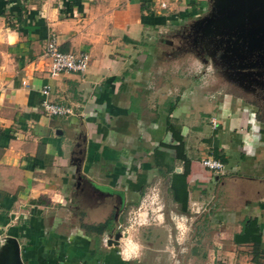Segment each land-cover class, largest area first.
I'll return each mask as SVG.
<instances>
[{"label": "crops", "instance_id": "obj_1", "mask_svg": "<svg viewBox=\"0 0 264 264\" xmlns=\"http://www.w3.org/2000/svg\"><path fill=\"white\" fill-rule=\"evenodd\" d=\"M212 3L0 0V260L14 238L22 264H145L129 220L153 181L172 220L187 218L185 264H264L261 93L232 102L218 98L224 89L202 91L198 129L186 85L152 64L156 39ZM49 37L88 54L84 73L51 76ZM44 84L71 115L40 111ZM204 156L224 174L203 167ZM119 226L118 244L106 245Z\"/></svg>", "mask_w": 264, "mask_h": 264}, {"label": "rangeland", "instance_id": "obj_2", "mask_svg": "<svg viewBox=\"0 0 264 264\" xmlns=\"http://www.w3.org/2000/svg\"><path fill=\"white\" fill-rule=\"evenodd\" d=\"M222 2L213 0L199 19L176 25L171 33L164 32L165 37L163 34L162 38L156 39L162 42V49L159 47L156 53L150 52L158 55L157 58L153 57L152 64L158 66L161 70L159 73L168 74L165 80L173 78L171 74H177L178 80L186 85L188 93L185 98L194 108V125L198 129L202 126L199 116L205 104L202 99L204 90L216 94L224 89L219 92L218 98H231L232 102L237 98H257L256 92L261 93L260 97L264 99V54L252 50L253 38L244 31L249 30L248 27H240L246 23L247 10L241 8L235 16L226 18L220 15V9L216 7ZM254 69L263 71L258 74ZM246 100L243 105L248 104ZM180 113L181 118H187L184 110ZM144 192L138 205L131 210L129 220L135 230L134 241L139 239L141 242L138 253L145 256V264H152L150 259L154 264H185L187 250L183 245L187 243L190 232L187 218L175 217V221L172 220L173 209L164 201L153 181ZM119 221L121 226L127 223L124 218ZM121 226L117 227L118 231ZM142 234L145 235L142 237ZM175 238L179 241L177 245ZM165 244H168L167 248ZM121 248L126 254L127 244L123 243Z\"/></svg>", "mask_w": 264, "mask_h": 264}, {"label": "built area", "instance_id": "obj_3", "mask_svg": "<svg viewBox=\"0 0 264 264\" xmlns=\"http://www.w3.org/2000/svg\"><path fill=\"white\" fill-rule=\"evenodd\" d=\"M44 56L49 61V73L54 76L60 72H74L82 74L87 68L88 54L80 51L77 53L62 52L57 49L55 39L49 37L44 46ZM41 100L39 102L40 111L46 116H60L71 115L72 109L70 107L56 104L48 99L49 85L44 84L40 88ZM211 126H215V121L210 120ZM200 163L206 169L212 171L216 175H223V164L211 157L204 156L200 159Z\"/></svg>", "mask_w": 264, "mask_h": 264}, {"label": "water", "instance_id": "obj_4", "mask_svg": "<svg viewBox=\"0 0 264 264\" xmlns=\"http://www.w3.org/2000/svg\"><path fill=\"white\" fill-rule=\"evenodd\" d=\"M222 1V0H221ZM220 9V15L231 18L240 12L241 8L247 10L245 24L240 27H248L244 30L252 36V50H259L264 54V0H223L222 4L216 5ZM124 233L115 231L111 237L105 241L106 245H117L118 239ZM4 257L0 264H22L19 256V246L14 238H7L4 247Z\"/></svg>", "mask_w": 264, "mask_h": 264}, {"label": "trees", "instance_id": "obj_5", "mask_svg": "<svg viewBox=\"0 0 264 264\" xmlns=\"http://www.w3.org/2000/svg\"><path fill=\"white\" fill-rule=\"evenodd\" d=\"M174 197H176V196H174ZM104 225H105V223H99L97 225L91 226L90 228H93V230H97L99 232L102 229L101 227H103Z\"/></svg>", "mask_w": 264, "mask_h": 264}]
</instances>
